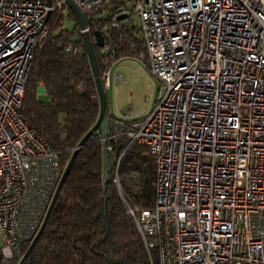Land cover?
<instances>
[{
	"label": "built area",
	"instance_id": "1",
	"mask_svg": "<svg viewBox=\"0 0 264 264\" xmlns=\"http://www.w3.org/2000/svg\"><path fill=\"white\" fill-rule=\"evenodd\" d=\"M65 0H0V236L2 264L39 230L64 167L21 111L33 50ZM81 12L104 0H72ZM140 58L160 82L141 117L105 118L111 139L144 144L155 160L154 205L127 208L158 264H264V0H135ZM66 52L78 53L69 44ZM110 68L101 78L109 87ZM121 80V74H115ZM95 100V99H94ZM106 173V172H105Z\"/></svg>",
	"mask_w": 264,
	"mask_h": 264
},
{
	"label": "trees",
	"instance_id": "2",
	"mask_svg": "<svg viewBox=\"0 0 264 264\" xmlns=\"http://www.w3.org/2000/svg\"><path fill=\"white\" fill-rule=\"evenodd\" d=\"M134 1L104 0L82 12L99 75L118 59L145 52L138 24L129 18L112 25L120 9L132 12ZM63 7L51 10L45 21L47 34L33 50L21 111L27 124L58 152L65 167L73 149L95 123L99 107L79 25L69 10L74 26L63 27ZM95 30L101 31L103 46L95 43ZM69 44L80 51L66 52ZM39 88H43L45 99ZM105 117L119 119L107 108ZM110 143L114 154H121L119 188L110 178L103 191L102 173L107 177L110 173L107 160L103 163V144L93 134L75 156L46 225L21 264H158L155 251L148 253L127 212L128 207L141 210L154 205V157L146 145L129 142L124 135ZM30 242L20 243L9 264H18Z\"/></svg>",
	"mask_w": 264,
	"mask_h": 264
},
{
	"label": "rangeland",
	"instance_id": "3",
	"mask_svg": "<svg viewBox=\"0 0 264 264\" xmlns=\"http://www.w3.org/2000/svg\"><path fill=\"white\" fill-rule=\"evenodd\" d=\"M68 11L69 8L64 6L62 23L63 27L70 29L74 26V21L68 17ZM130 20L134 24L140 22L135 13L131 14ZM110 70L109 87L105 90L108 113L113 112L121 116L127 114L130 117L148 114L156 101L160 82L147 70L143 61L136 56H125L115 61ZM105 71L107 69L102 74ZM118 73L121 74V80L114 78ZM39 94L41 98H46L44 93ZM2 245L3 239L0 236V246Z\"/></svg>",
	"mask_w": 264,
	"mask_h": 264
},
{
	"label": "water",
	"instance_id": "4",
	"mask_svg": "<svg viewBox=\"0 0 264 264\" xmlns=\"http://www.w3.org/2000/svg\"><path fill=\"white\" fill-rule=\"evenodd\" d=\"M64 2H65L64 6H67L69 8V10L73 13L74 17L76 18V22L78 23L79 28H80V32H81L83 44L85 47L86 55H87V58L89 61V65H90L92 75L94 78V82H95V86H96L98 107H99L98 117H97L95 123L93 124V126L86 132V134L78 142L77 146L73 149L72 154H71L66 166L64 167L62 175L59 179V182L57 184L55 192H54L52 199L50 201L49 207H48L46 214L43 218L42 224H41L39 230L37 231L36 235L34 236V238L31 240L27 250L25 251V253L21 257V259L19 260L18 264H21L22 261L25 259V257L27 256V254L29 253V251L31 250V248L33 247V245L36 243L37 239L39 238L42 230L44 229L46 222H47V219H48V217L51 213V210L54 206V203L57 199L58 193H59V191L63 185V182L66 178V175L69 171V168H70L73 160L75 159V156L77 155L80 147L85 143V141L90 136H92L94 134V132L99 127H103V124H104V121L106 118L105 114H106V108H107V99H106L105 90L103 89L101 78H100V75H99V72L97 69V65H96L95 56L93 53V48H92V43H91L90 35L88 32V28L85 24L82 12L78 9V7L75 5V3L72 0H65ZM122 18H123V16H118V20H122ZM93 35H94L95 43L98 46H103L104 45V38H103V35L101 34V31L95 30L93 32ZM40 89L43 90V88H39V90ZM103 163H104V159H103ZM106 183H107V177H106L105 171H103V173H102L103 191H105Z\"/></svg>",
	"mask_w": 264,
	"mask_h": 264
},
{
	"label": "crops",
	"instance_id": "5",
	"mask_svg": "<svg viewBox=\"0 0 264 264\" xmlns=\"http://www.w3.org/2000/svg\"><path fill=\"white\" fill-rule=\"evenodd\" d=\"M39 91L42 92L43 90L40 89ZM153 105H154V104H153ZM110 114H113V115H114L115 117H117V118H118V117H121V115H117V114H115V113H113V112H110ZM134 116H136V115H134Z\"/></svg>",
	"mask_w": 264,
	"mask_h": 264
}]
</instances>
